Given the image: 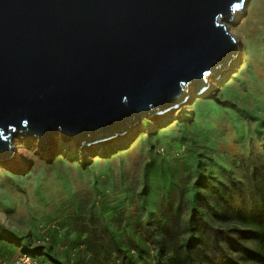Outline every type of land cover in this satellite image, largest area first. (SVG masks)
I'll use <instances>...</instances> for the list:
<instances>
[{
  "label": "rangeland",
  "instance_id": "1",
  "mask_svg": "<svg viewBox=\"0 0 264 264\" xmlns=\"http://www.w3.org/2000/svg\"><path fill=\"white\" fill-rule=\"evenodd\" d=\"M246 5L232 29L240 56L208 78L204 94L186 87L181 106L143 118L129 142L108 151L60 134L61 148L30 168L0 165V264L36 249L43 263L101 264L105 253L117 255L115 237L153 255L163 239L183 243L190 221L207 239L210 264L240 262L245 228L232 210L264 188V0ZM20 135L16 143L34 151L35 138Z\"/></svg>",
  "mask_w": 264,
  "mask_h": 264
},
{
  "label": "water",
  "instance_id": "2",
  "mask_svg": "<svg viewBox=\"0 0 264 264\" xmlns=\"http://www.w3.org/2000/svg\"><path fill=\"white\" fill-rule=\"evenodd\" d=\"M243 0H0V158L12 163L19 127L61 148L60 126L110 150L206 86L241 45L224 31ZM224 68V69H223ZM27 134V133H26ZM28 135H31L29 133ZM35 136V134H32Z\"/></svg>",
  "mask_w": 264,
  "mask_h": 264
},
{
  "label": "trees",
  "instance_id": "3",
  "mask_svg": "<svg viewBox=\"0 0 264 264\" xmlns=\"http://www.w3.org/2000/svg\"><path fill=\"white\" fill-rule=\"evenodd\" d=\"M201 167L202 163L197 159V175L199 177L198 184L204 179L201 176V172L203 170ZM206 173L209 176L211 174L208 170H206ZM213 179H215L217 184H221L216 178ZM217 191L218 190H216V192ZM194 193L195 196L199 195V192H197L196 189ZM232 211L234 220L245 228V230L241 233L242 238L244 239L238 240L240 242L237 244L238 249L236 251V256L239 257L240 262L237 263L234 258L225 256L224 264H264V188L260 186L256 187L254 193L249 196V199L247 201L244 199L240 200ZM220 215L224 214L221 213ZM198 222H201L200 225L202 224L204 228H209L207 222L201 221V219H198ZM190 226L191 227L187 229V236L185 237L183 243H178L175 247H168V244H171V242H167L166 239H163L159 244L158 250L156 253H153V255L148 254L147 251H144L143 249H127L123 247L120 240L115 237L114 240L117 255H112L111 252H109V254L105 253L101 264L214 263L213 255L209 250L210 248L207 239H204L202 235L193 229V221H190ZM165 229L166 227L163 228V230ZM231 243L236 245L233 241ZM132 251L134 253H132ZM25 253L36 258L39 252L38 249H36L26 251ZM89 264H92V261L89 262Z\"/></svg>",
  "mask_w": 264,
  "mask_h": 264
},
{
  "label": "bare ground",
  "instance_id": "4",
  "mask_svg": "<svg viewBox=\"0 0 264 264\" xmlns=\"http://www.w3.org/2000/svg\"><path fill=\"white\" fill-rule=\"evenodd\" d=\"M249 1L250 0H243L242 6H244V7H242V8H245L246 9L245 6H247L246 4ZM231 15H233V16H232V19L230 21L226 20V21H222L220 23L224 26V31L226 33H228V35H230L234 39L235 43L238 45V43H237L238 41L235 38V36H234L235 33H234V31L232 29H233V24L235 22V19H237L239 21L242 18V15L240 14V11L237 8L236 9H233L231 11ZM233 18H234V21H232ZM238 56H240V55H238ZM235 58L233 59V61L231 62V64L235 61ZM231 64H229V66ZM215 69H216L217 72H220L221 76L226 71H228V70H225L227 68H225V69L223 68L224 70H222V68L221 67H218V66H215ZM212 75L214 76L215 74L213 72H208L205 75H203V79H205V83L208 81V78H211ZM221 76H219V77H221ZM217 83L218 82L214 81L209 86H212L213 88H215V87L218 86ZM192 85L193 84L191 83V81L186 82V87L192 86ZM206 90H207V87L203 90L204 91L203 94L205 93ZM195 93L201 94V92H197V91H195ZM192 97L197 98L198 96L196 94L192 93ZM185 100H187V99H185ZM185 100H183L181 103H178L177 105L181 106L185 102ZM175 105H173V106H175ZM164 113H162V114H164ZM162 114H160V115H162ZM154 115H159V114H154V113H151L150 111H146V112L143 113L142 119L143 118H151L152 120L157 119L158 116H154ZM59 126H60L59 135L62 134V137L63 138L66 137L65 139H68V138L72 137V138L75 139V141H77V144L79 146H84V145L87 144V142L85 141V139H86V137H87L88 134L85 131L79 132V133H70L68 131V126H62V125H59ZM18 131H19V133L15 132V134H19V135L22 134V136L20 135L21 137H34L35 139L33 141V145L35 144V148L36 149L34 151H32L29 148H25L24 147V142L25 141L21 140L20 138L17 139V143L15 145L14 152H12L11 155H10V157H9V160L12 163H16V162H19L21 160H26V159H29V158H32V157H35V159H34L35 162H39L38 160H41L40 157L43 156L45 153L48 154V155H50V156L52 155V152H53V148L52 147H49V146H42L41 147V145H38L39 142H44L45 141V134L42 131H39V130H30V129H27V128H24V127H19L18 128ZM29 133H31V136H28ZM32 134H35V136H33ZM36 137H38V139L40 140L39 142H38V140H37ZM88 145H91V144H88ZM92 147H93V145L90 146L91 149H92ZM5 164H9V162L7 161V159L6 158H0V165H5Z\"/></svg>",
  "mask_w": 264,
  "mask_h": 264
},
{
  "label": "built area",
  "instance_id": "5",
  "mask_svg": "<svg viewBox=\"0 0 264 264\" xmlns=\"http://www.w3.org/2000/svg\"><path fill=\"white\" fill-rule=\"evenodd\" d=\"M132 253H134V252L132 251ZM3 264H52V263H43V262L39 261L37 258H35L29 254L22 253L18 257H16L15 259H13L12 261H10L8 263H3Z\"/></svg>",
  "mask_w": 264,
  "mask_h": 264
}]
</instances>
